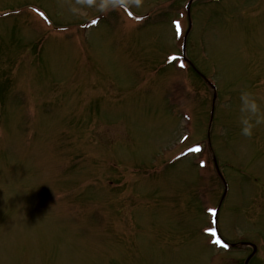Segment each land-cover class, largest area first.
I'll list each match as a JSON object with an SVG mask.
<instances>
[{
  "label": "rangeland",
  "instance_id": "rangeland-1",
  "mask_svg": "<svg viewBox=\"0 0 264 264\" xmlns=\"http://www.w3.org/2000/svg\"><path fill=\"white\" fill-rule=\"evenodd\" d=\"M107 1L117 0H0V87L7 120L0 127V264H209L202 228L211 223L212 214L204 216L199 192L213 204L221 197L209 185V167L200 169L188 158L168 165L165 157L173 158L177 152L173 143L181 132L179 117L171 118L160 98L142 97L147 109L145 103L119 98L123 104L116 102L107 110L97 105L102 99L94 98L95 92L106 93L105 86L93 82L96 79L118 84V91L130 84L122 56L145 64L147 56L161 60L174 45L173 32L164 22L159 28L123 27L121 16L115 22L100 17L98 4ZM123 1L139 11L159 4L167 20L182 10L179 2L162 3L168 0ZM179 1L181 6L184 0ZM259 1L193 3L188 41L198 64L205 71L214 70L227 90L221 94L229 97V105L215 113L213 126L214 150L221 152L220 167L231 185L220 227L226 237L255 240L264 254V125L251 137L242 136L236 121L237 98L232 100L233 92L239 93L234 89L247 88L264 106V25L252 31L249 24L250 19L264 16L261 6L255 7ZM31 4L42 6L59 28L95 14L98 21L71 39L60 29L45 33L27 12ZM74 9L80 13L69 16L67 11ZM84 51L89 58L96 56L103 68L85 71ZM122 67L126 71L121 72ZM16 70L14 82L21 87H28L29 77V97L42 101L50 95L57 98L55 102L64 101L58 113L66 114L60 128L49 104L32 107L24 116L8 112L20 101H9L4 74ZM88 92L92 98L84 103ZM117 105L119 115L109 118ZM208 106L204 98L200 111ZM73 107L80 108L74 124L68 112ZM92 114L102 119L88 128ZM199 122L190 128L191 137L204 140L205 120ZM108 124L118 125L111 134L113 142L104 131ZM78 132L91 136L78 137ZM68 137L74 142L68 144ZM77 157H83L80 164H75ZM152 169L160 179L143 175ZM241 237L238 242L245 240ZM216 250L217 258L210 264H243L251 255ZM258 254L254 264H264Z\"/></svg>",
  "mask_w": 264,
  "mask_h": 264
},
{
  "label": "clouds",
  "instance_id": "clouds-1",
  "mask_svg": "<svg viewBox=\"0 0 264 264\" xmlns=\"http://www.w3.org/2000/svg\"><path fill=\"white\" fill-rule=\"evenodd\" d=\"M235 112L240 134L244 137H251L254 129L264 125V106L260 99L247 88L239 90Z\"/></svg>",
  "mask_w": 264,
  "mask_h": 264
},
{
  "label": "snow or ice",
  "instance_id": "snow-or-ice-1",
  "mask_svg": "<svg viewBox=\"0 0 264 264\" xmlns=\"http://www.w3.org/2000/svg\"><path fill=\"white\" fill-rule=\"evenodd\" d=\"M217 242L219 243L220 241H219V240H217ZM225 247H226V245H225Z\"/></svg>",
  "mask_w": 264,
  "mask_h": 264
},
{
  "label": "bare ground",
  "instance_id": "bare-ground-1",
  "mask_svg": "<svg viewBox=\"0 0 264 264\" xmlns=\"http://www.w3.org/2000/svg\"><path fill=\"white\" fill-rule=\"evenodd\" d=\"M247 261H248V259H247Z\"/></svg>",
  "mask_w": 264,
  "mask_h": 264
}]
</instances>
